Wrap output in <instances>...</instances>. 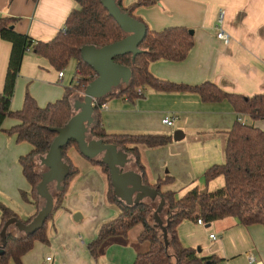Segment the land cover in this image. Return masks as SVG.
I'll return each instance as SVG.
<instances>
[{
    "label": "crops",
    "instance_id": "1",
    "mask_svg": "<svg viewBox=\"0 0 264 264\" xmlns=\"http://www.w3.org/2000/svg\"><path fill=\"white\" fill-rule=\"evenodd\" d=\"M135 1L122 0V4L127 7ZM76 7L78 3L75 0H0V17L18 18L15 24L18 32L35 40L48 41L65 27L69 14ZM220 10L225 11L223 27L231 36L229 44L217 37L216 23ZM134 15L155 31L182 26L193 32L195 44L188 57L183 61L152 62L149 68L155 76L189 85L210 80L226 90L244 95L264 91V0H155L152 5L138 7ZM11 49L12 44L0 38V92L4 89ZM75 76L70 78L64 72V76L59 77V71L47 58L28 51L16 81L12 109L22 107L27 92L42 107L60 99L66 85L72 86L76 82ZM143 93L134 102L120 97L109 99L106 107L100 109L102 126L111 133L171 135L172 141L167 145L141 149L148 182L153 184L159 178L173 176L174 181L164 186L181 188L179 197L193 187L204 188V172L225 159L227 131L238 118L233 105L228 100L204 102L194 93L163 92L150 86L145 87ZM78 99V96L73 98L72 106ZM167 115L175 116L173 129L163 123ZM96 118L98 123L97 114ZM261 121L264 122L253 123L264 129ZM19 123L18 119L9 117L0 131V202L25 219L35 213L36 205L30 195L31 185L19 163V157L29 153L32 147L19 142L16 133H8ZM176 133L182 135L178 140L174 139ZM128 158L123 170L141 174L135 157L128 154ZM37 163L42 174L45 171L42 168H47L40 163L39 156ZM86 163L91 168L85 174L87 181L82 182L87 188L85 194L97 192L100 201L102 185L93 190L94 178L97 182L100 172L105 179L106 176L89 159ZM85 176L79 175L73 192ZM223 185L221 176L211 181L207 188L213 190ZM22 191L29 194V200L23 199ZM69 196L66 195L64 201L68 205L63 204L47 224L49 242L36 241L32 250L22 257L23 264H91L92 256L85 246L97 237L99 223L91 227L87 225V221L96 215L89 216L84 208L74 205V196ZM116 208L117 211L109 209L105 218L118 214L119 208ZM177 229L181 241L196 248L200 256H216L219 258L217 264H250L251 255L264 264V226L261 224L246 226L234 217L210 224L186 219ZM211 234L216 238H211ZM148 249L149 246L140 241L138 235L134 239L113 236L104 241L99 252L107 260L106 264H131L138 253ZM99 263L103 264L102 261ZM9 264L16 263L10 260Z\"/></svg>",
    "mask_w": 264,
    "mask_h": 264
},
{
    "label": "trees",
    "instance_id": "2",
    "mask_svg": "<svg viewBox=\"0 0 264 264\" xmlns=\"http://www.w3.org/2000/svg\"><path fill=\"white\" fill-rule=\"evenodd\" d=\"M75 1L78 7L69 14L64 29L48 41L35 40L27 34L18 32L15 28L18 18L0 17V38L12 44L4 89L0 92V131L3 130V123L7 118L13 117L20 121L10 128L8 133H16L19 142H26L32 147L29 153L19 157V163L23 175L31 185L30 195L36 205L35 213L23 219L10 206L0 202V232L9 219L16 217L23 223L29 224L39 212L42 198L38 194L37 187L42 181V176L37 168V157L49 151L51 143L58 135L52 128L64 126L72 117L73 98L80 97L79 94L84 92L87 85L97 77L95 69L84 61L81 48L88 44L104 46L126 36V32L103 5L102 0ZM117 2L124 11H128L143 22L134 15V11L138 7L154 4L155 0H137L127 7L123 6L122 0ZM194 44V35L187 27H167L155 31L147 26L146 36L139 45L141 52L135 57L129 53L115 58V62L132 69V80L120 90L97 99L94 110L98 116V123L93 127L92 135L105 143L116 144L134 156L144 183L159 192L157 198L159 202L161 197L165 199V206L160 216L163 225L167 227L168 245L164 239V231L154 217L156 201L148 199L134 205L125 204L115 194L109 166L100 159H89L99 166L106 176L107 202L119 208L114 218L101 224L97 237L88 244L93 257H98L99 248L105 240L113 236H128L135 225L141 224L142 230L138 238L140 241L148 242L149 249L138 253L133 264H217L219 258L216 256H200L196 248L181 241L177 228L183 220L197 222L198 219H202L204 223L210 224L227 217H234L246 226L253 224L264 226V129L237 118L232 128L227 131L224 161L210 166L203 174L204 186L208 187L211 181L221 176L224 178V185L218 189H208L207 192H203L202 187L196 186L179 197L176 190H163L164 185L174 181L173 176L168 175L159 178L153 184L149 183L146 178V166L142 161L143 147L155 148L167 145L172 141L171 135L111 133L102 126L100 109L103 104L115 97L134 102L143 96V89L147 86L163 92L194 93L204 102L228 100L238 117L247 116L253 121L264 119V91L254 95H244L226 90L210 80L195 85L175 83L161 79L150 71L149 66L155 61H183L190 54ZM30 50L47 58L58 71L73 60L80 71L76 73V82L65 88L60 99L42 107L27 92L22 107L13 110L11 102L16 81L23 58ZM72 147L81 153L75 140H70L68 145L62 148L63 157L70 165V172L64 182V190L53 193L55 207L52 214L47 218L44 226L31 235L20 234L15 230L14 225L10 226L7 243L0 252V264H9L10 260L16 264H23L22 257L32 250L36 241L49 242L47 224L53 218V214L63 206L70 183L79 173V169L68 157ZM21 195L23 199L29 200L27 192L22 191ZM0 244H2L1 238Z\"/></svg>",
    "mask_w": 264,
    "mask_h": 264
},
{
    "label": "water",
    "instance_id": "3",
    "mask_svg": "<svg viewBox=\"0 0 264 264\" xmlns=\"http://www.w3.org/2000/svg\"><path fill=\"white\" fill-rule=\"evenodd\" d=\"M102 3L124 29L126 36L104 46L88 44L81 48L84 61L95 69L97 77L87 85L83 92V99H78L73 103L74 111L70 120L62 127L52 128L58 135L51 143L49 151L39 156L40 163L47 169L41 174L42 181L37 187L38 194L43 199L38 214L29 224L23 223L16 217L9 219L0 232L2 240L0 252L7 243L10 226L14 225L20 234L31 235L41 229L52 214L55 200L50 185L55 182L58 191L64 190V182L69 175L70 165L63 157L62 148L68 145L70 140L78 143L85 157L100 159L109 166L115 194L127 205L138 204L145 198L155 201L159 197V192L145 184L140 173L134 170H123L129 161L126 151L116 144L105 143L102 139L94 138L92 135V129L97 125L94 101L120 90L123 85L130 84L132 80V69L115 62V58L129 53L135 57L141 52L139 45L147 33V25L128 11H124L117 0H102ZM181 136L180 133H176L174 139L178 140ZM202 191L207 192L208 188ZM164 206L165 199L161 197L154 211V217L162 227L164 239L168 245L167 227L163 225L160 216Z\"/></svg>",
    "mask_w": 264,
    "mask_h": 264
},
{
    "label": "rangeland",
    "instance_id": "4",
    "mask_svg": "<svg viewBox=\"0 0 264 264\" xmlns=\"http://www.w3.org/2000/svg\"><path fill=\"white\" fill-rule=\"evenodd\" d=\"M62 71H64L67 74V76L70 77V78L75 76L76 75V62L74 60L71 61L68 66H66L65 68L62 69ZM66 86H68V84ZM79 96L80 97H78V98H80V100H82L83 99V92H81V94H79ZM75 98H76V96L74 97V99ZM261 120H264V119H261ZM257 121H259V120H257ZM249 122L254 124L253 123L254 121L249 120ZM260 124L264 125V122L261 121ZM171 128L173 129L174 127L172 126ZM68 157H69L71 163L79 169V173H78L79 175L81 174V175L85 176L86 172H88V170H90V168H91L90 165H88V163H86L88 159H86L76 148H73V149L70 150V152H68ZM37 168H38V171L41 172L39 165H38ZM42 170L44 171L46 169L42 168ZM78 174L72 179V181L70 183V186H69V189L67 191V195H70L69 197H71L73 195L74 198H72V201L74 202V205L84 208L86 213L89 216L96 215V217L92 218L91 221H87V225L89 224V226L91 227L92 225L99 223V226H98V230H99V228H100V226H101V224L103 222L108 221V220L114 218L117 215V213H116L115 216H113V217L105 218L106 213L108 212V210L112 209V210H116L117 211L118 209L116 207H113V208L110 207L111 204L107 203V201H106L107 182H106V179H105L104 175L101 172L99 173L100 174L99 176H100L101 179H99V176H98L97 177V182H96V180L94 178V184H93V190H96V188L99 187L100 184L102 185V192H101V200L100 201H98V193L97 192H95V193L87 192L85 194L87 188L84 186V183H82V182H84V181L86 182L87 181L86 176L83 178V180L80 183H78L79 188H76L77 190L73 192L75 184H76V180L79 177ZM202 181H203V178H202ZM170 187L171 186H164L163 190L175 189V190H177L179 192L180 189H181L179 187H174V186L171 187V188ZM50 188H51V191L53 193H56L58 191L56 189V183L55 182L51 183ZM204 188H206V186ZM146 200H148V199H146ZM155 201H156V206H158L157 205L158 202H159L158 199H156ZM42 203H43V199H42ZM64 204L68 205V202L66 201V203H64ZM163 216H164V214H163ZM54 217H55V213L53 214V218ZM73 219H74V215H73ZM141 230H142L141 224L135 225L129 231V234H128L129 239H134V237L139 235ZM103 243H102V245L99 248L100 252H101V249L103 247ZM144 243L149 246L148 242L144 241ZM85 248H87V250H89L88 244L85 246ZM100 252H99L100 255L97 257V259H96V257H93L91 252H90V254L92 256L91 264H101V263H99V261H102L103 264L107 263V260L104 259L103 255ZM131 264H133V262Z\"/></svg>",
    "mask_w": 264,
    "mask_h": 264
},
{
    "label": "built area",
    "instance_id": "5",
    "mask_svg": "<svg viewBox=\"0 0 264 264\" xmlns=\"http://www.w3.org/2000/svg\"><path fill=\"white\" fill-rule=\"evenodd\" d=\"M224 19H225V11L224 10H220L219 11V15H218V19H217V23H216V27L218 29L217 32V37L219 39H221L225 44H229L231 41V36L230 34L224 29ZM64 29V28H62ZM80 70L76 67V73H78ZM64 76V71H59V77H63ZM97 100L94 101V104ZM102 108L106 107V104H103L101 106ZM239 120L244 121V122H249V118L245 119L242 117H238ZM163 123L167 126H173L175 123V116L172 115H167L164 117L163 119ZM197 223L199 224H204V222L202 221V219H198ZM211 238L215 239L216 236L215 234H211L210 235ZM48 259H51L50 257ZM250 263L251 264H261V262H257L256 257H254L253 255L250 256Z\"/></svg>",
    "mask_w": 264,
    "mask_h": 264
}]
</instances>
